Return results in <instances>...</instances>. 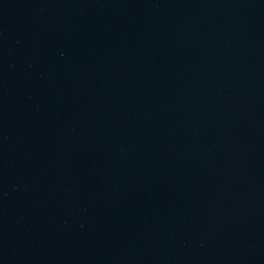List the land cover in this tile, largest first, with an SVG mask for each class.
Listing matches in <instances>:
<instances>
[{
    "label": "water",
    "instance_id": "95a60500",
    "mask_svg": "<svg viewBox=\"0 0 264 264\" xmlns=\"http://www.w3.org/2000/svg\"><path fill=\"white\" fill-rule=\"evenodd\" d=\"M0 264H264V0H0Z\"/></svg>",
    "mask_w": 264,
    "mask_h": 264
}]
</instances>
